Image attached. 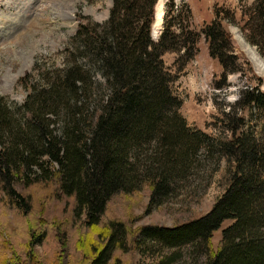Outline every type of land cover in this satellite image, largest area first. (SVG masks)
Listing matches in <instances>:
<instances>
[{
  "label": "trees",
  "instance_id": "trees-1",
  "mask_svg": "<svg viewBox=\"0 0 264 264\" xmlns=\"http://www.w3.org/2000/svg\"><path fill=\"white\" fill-rule=\"evenodd\" d=\"M156 1L114 0L107 20L90 29L80 23L71 59L68 55L65 66L34 86L21 104L13 107L0 97V204L22 214L28 230L23 247L16 245L21 250L6 243L11 255L0 254V264H43L35 247L51 228L57 230L53 237L60 248L54 264H115L132 248L146 253L153 241L170 250L164 264L178 257L174 249L192 244L198 250L201 243L205 264H264V126L255 130L237 112L249 107L263 114L264 90L246 88L236 109L223 111L229 138L214 139L189 126L180 112L182 100L170 86L177 74L163 55L177 52L183 69L203 34L210 55L223 66L219 87L228 72L245 73L249 62L241 60L218 10L196 31L178 20V7L169 0L171 18L153 40ZM250 9L244 12L247 38L264 56V0ZM201 145L227 163L221 173L223 192L208 211L171 226L134 228L111 209L115 197L137 194L142 187L151 190L148 209L162 203L195 173ZM53 181L72 199L73 221L66 214L32 218V189ZM226 220L231 222L223 227ZM92 228L95 238L84 232ZM219 229L222 236L215 246L212 236Z\"/></svg>",
  "mask_w": 264,
  "mask_h": 264
},
{
  "label": "rangeland",
  "instance_id": "rangeland-1",
  "mask_svg": "<svg viewBox=\"0 0 264 264\" xmlns=\"http://www.w3.org/2000/svg\"><path fill=\"white\" fill-rule=\"evenodd\" d=\"M162 1L163 26L160 32L155 30L157 34L155 37L151 36L153 40L159 39L167 18H171L167 13L169 0ZM255 1L178 0L176 3L180 12L178 20L182 24H190V27L196 31L211 22L218 10L223 25L231 32L241 60L249 62L245 65V73L228 72L226 84L219 87L218 84L222 82L223 66L210 55L208 42L203 34L197 39L194 57L183 69L178 68L177 52H166L163 55L166 66L177 74L170 86L173 94L182 100L181 114L186 118L189 126L214 139L224 140L230 137L229 128L222 121V114L223 111L236 109L244 90L248 88L264 90V56L257 45L248 41L245 30L247 15L244 12H249ZM113 2L114 0H0V97L3 96L13 107L21 104L34 86L44 84L55 70L63 68L68 62L69 51L73 49L71 41L77 34L80 23L86 24L90 29L93 23L104 22L109 17ZM186 6L189 11H186ZM187 21L189 22L186 23ZM251 48L259 57L257 63L249 52ZM93 72L99 82H104L100 71L93 69ZM27 75L26 82H21V78ZM247 108L237 112L244 116L248 126L255 125V130L259 131L264 126V113H251ZM206 149L201 145L199 157H196L195 161L198 165L197 170L189 176L188 183L178 187L163 199L162 203L148 209L151 190L142 187L141 192L137 194L115 197L110 203L111 209L119 216L128 219L134 228L150 223L171 226L190 214L208 211L223 192L221 173L225 171L227 163L215 153L208 154ZM198 161L203 164H198ZM210 168L217 170L208 175L211 172L205 173V171ZM56 183V181L48 184L39 183L32 189L35 196L32 216L34 220H38L40 215L47 216L50 220L62 218L64 214L68 219L73 216L75 207L72 206V199L64 197L61 191H58ZM22 216L12 213L0 204V254L6 252L7 255H11V251L6 248L7 242L15 246L20 243L23 247L27 241V222ZM8 219H12L11 224ZM76 222L74 220V223ZM230 222L226 220L222 226ZM12 224L16 226L13 227ZM56 231L51 228V233H47L46 238L35 247V252L43 264H54L56 261L60 250L58 242L53 237ZM84 232L89 237H96V230L93 228L85 229ZM221 236V229L214 232L212 240L215 246ZM149 246L146 253L142 252V249L138 252L135 248L124 252L118 256L121 259L115 264H159V262L164 264L165 262L161 260L164 258L167 260L165 256L170 250L155 241ZM203 246L204 244L201 243L196 250L197 247L188 244L177 250L174 249L177 252L175 256L178 257L173 261H167L166 264H205L207 256ZM17 248L21 250V247ZM21 256L23 257L24 254Z\"/></svg>",
  "mask_w": 264,
  "mask_h": 264
},
{
  "label": "bare ground",
  "instance_id": "bare-ground-1",
  "mask_svg": "<svg viewBox=\"0 0 264 264\" xmlns=\"http://www.w3.org/2000/svg\"><path fill=\"white\" fill-rule=\"evenodd\" d=\"M158 2L156 4L157 12L155 11V15H156L155 21L156 22L154 21L155 22V26L153 27V33H152L153 37L156 36V34H157L156 31L159 30V32H160V30L162 29V26H163L162 20H163V12H164L163 8H164V5H163V1L162 0L161 1L158 0ZM158 4H159V10H158ZM160 11H161V16H159L160 15ZM249 52H250L253 60L257 63V61L259 60V57L256 54V52L252 48H251V50H249Z\"/></svg>",
  "mask_w": 264,
  "mask_h": 264
},
{
  "label": "water",
  "instance_id": "water-1",
  "mask_svg": "<svg viewBox=\"0 0 264 264\" xmlns=\"http://www.w3.org/2000/svg\"><path fill=\"white\" fill-rule=\"evenodd\" d=\"M156 22V21H155ZM154 26H155V24H154Z\"/></svg>",
  "mask_w": 264,
  "mask_h": 264
}]
</instances>
